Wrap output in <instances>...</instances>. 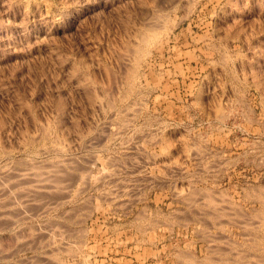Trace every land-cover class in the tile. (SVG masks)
<instances>
[{"label":"rangeland","instance_id":"rangeland-1","mask_svg":"<svg viewBox=\"0 0 264 264\" xmlns=\"http://www.w3.org/2000/svg\"><path fill=\"white\" fill-rule=\"evenodd\" d=\"M263 210L264 0H0V264H264Z\"/></svg>","mask_w":264,"mask_h":264},{"label":"bare ground","instance_id":"bare-ground-1","mask_svg":"<svg viewBox=\"0 0 264 264\" xmlns=\"http://www.w3.org/2000/svg\"><path fill=\"white\" fill-rule=\"evenodd\" d=\"M140 55V54H139ZM264 211V210H263Z\"/></svg>","mask_w":264,"mask_h":264}]
</instances>
